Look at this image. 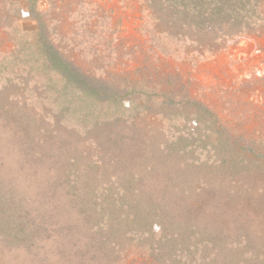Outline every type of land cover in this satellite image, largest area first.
<instances>
[{
  "label": "rangeland",
  "instance_id": "1",
  "mask_svg": "<svg viewBox=\"0 0 264 264\" xmlns=\"http://www.w3.org/2000/svg\"><path fill=\"white\" fill-rule=\"evenodd\" d=\"M207 2L0 0V149L13 165L24 157L19 127L4 119L11 115L63 160L80 146L89 156L83 166L97 160V179L113 189L141 185L140 208L188 211L249 234L246 263L264 264V0H228L244 11L219 20ZM46 39L117 88L111 102L85 119L73 112L87 99L51 67ZM206 208L215 215L206 217ZM152 223L154 236L139 240L146 248L163 229L158 217ZM227 255L234 261L243 252ZM87 260L97 263L94 254Z\"/></svg>",
  "mask_w": 264,
  "mask_h": 264
},
{
  "label": "trees",
  "instance_id": "2",
  "mask_svg": "<svg viewBox=\"0 0 264 264\" xmlns=\"http://www.w3.org/2000/svg\"><path fill=\"white\" fill-rule=\"evenodd\" d=\"M207 3L208 15L218 20L228 13L232 16L244 11V8H229L228 0ZM146 16L148 20L156 18L151 11ZM145 23L150 28L147 32L154 35L151 22ZM45 48L51 67L74 91L85 95L83 99L87 100L73 111L80 114V118L93 114L98 105L111 102L107 97L114 95L117 88H110L83 71L69 55L48 43V39ZM62 103L58 104L55 99L53 102L60 109ZM4 119L13 129L19 127L16 134L24 157L13 165L8 148L0 149V264H88L91 254L97 257L96 264H202L205 259L212 264L226 259L229 264H247L246 261L251 260L250 250L246 248L251 245L249 234L241 231L235 235L225 224H208L202 216H194V219V214L189 215L188 211L172 217L168 209L156 214L142 209L139 207L144 191L141 185L129 190L118 186L113 189L115 182L97 179L100 168L97 160L88 167L83 166L86 163L83 160L89 156L80 146L72 150L77 151L76 156L65 155L63 160L59 149L45 145L43 139L37 138L39 134L33 137L18 124L17 118L6 115ZM60 122L69 126L74 121H69L71 124L65 119ZM4 128L0 131V142ZM67 143L72 146L73 142ZM144 201L156 202L152 197ZM204 214L206 217L215 215L210 209ZM157 217L163 229L156 246L146 248L139 240L144 242L154 236L152 220ZM182 233L187 234L185 242ZM227 240L230 241L227 243ZM239 248L243 257L232 261L227 254Z\"/></svg>",
  "mask_w": 264,
  "mask_h": 264
}]
</instances>
